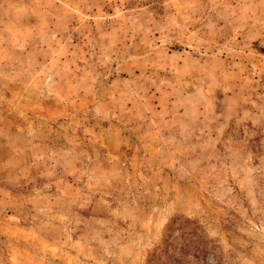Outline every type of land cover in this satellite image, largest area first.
<instances>
[{
    "label": "rangeland",
    "instance_id": "374dc122",
    "mask_svg": "<svg viewBox=\"0 0 264 264\" xmlns=\"http://www.w3.org/2000/svg\"><path fill=\"white\" fill-rule=\"evenodd\" d=\"M0 264H264V0H0Z\"/></svg>",
    "mask_w": 264,
    "mask_h": 264
},
{
    "label": "trees",
    "instance_id": "16d2710c",
    "mask_svg": "<svg viewBox=\"0 0 264 264\" xmlns=\"http://www.w3.org/2000/svg\"><path fill=\"white\" fill-rule=\"evenodd\" d=\"M179 221H180V220H178V221H173L172 225L169 226L168 231H171V230H172V231L182 230V228H183V226H184V223H188V222H190V221H185L184 223H182V225H181V224L177 225L176 223L179 222ZM172 231H171V233H172Z\"/></svg>",
    "mask_w": 264,
    "mask_h": 264
}]
</instances>
